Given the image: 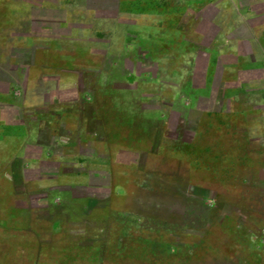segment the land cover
I'll use <instances>...</instances> for the list:
<instances>
[{
	"label": "crops",
	"instance_id": "obj_1",
	"mask_svg": "<svg viewBox=\"0 0 264 264\" xmlns=\"http://www.w3.org/2000/svg\"><path fill=\"white\" fill-rule=\"evenodd\" d=\"M158 60L186 71L191 94L179 97L181 123L192 129L180 132L193 138L206 116L201 97L214 86V106H264V0H0V138L10 169L5 191L13 189L0 219L10 236L0 264H109V241L77 231L113 208L112 199L131 196L138 180L185 184L188 170L162 168L175 158L167 113L141 106L151 102L142 86H162L141 79ZM190 68L204 70L203 84ZM226 70L237 82L215 84ZM243 89L259 95L246 99ZM125 91L138 92L134 107L152 120L140 111L134 118ZM261 121L264 132V112ZM80 214L86 223L78 230L72 219Z\"/></svg>",
	"mask_w": 264,
	"mask_h": 264
},
{
	"label": "rangeland",
	"instance_id": "obj_2",
	"mask_svg": "<svg viewBox=\"0 0 264 264\" xmlns=\"http://www.w3.org/2000/svg\"><path fill=\"white\" fill-rule=\"evenodd\" d=\"M157 51H161L159 44ZM181 56L178 61L183 60ZM180 63L175 62L179 67ZM168 65L169 62L158 60L148 74L142 73V80L156 78L162 86H142L151 94V102L141 106L150 104L157 112L167 113L170 131L167 136L171 139L168 143L175 158L162 168L175 174L180 168L188 170L185 184L175 181L166 184L154 176L138 180L131 196L119 202L112 199L113 208L101 212L98 218L92 216V226L77 232L109 241L103 246L108 249L109 264H264V132L256 129L262 122L264 106L260 101L251 104L242 101L236 107L226 101L214 106V86L205 93L206 97H201L199 106L206 109V116L198 136L193 138L194 133L189 130L180 132L181 125L192 129L190 124L181 123L186 113L179 97L191 94L185 88L186 71H171ZM188 72L196 75L197 84L204 83V70L190 68ZM218 73L215 84L218 79L237 82L227 70ZM120 74L117 76L121 77ZM175 83L181 86L173 89ZM170 88L173 97L164 96ZM243 91L246 99L259 95H253L255 92L251 90ZM124 93L129 95L126 109L134 118L140 111L142 120L146 123L152 120V114L150 118L148 112L137 109L136 104L134 107L138 92ZM142 93L146 92L142 89ZM219 109L225 112L216 114ZM3 121L0 116L1 137L5 133ZM157 130L164 131L158 127ZM3 142L0 138V219L6 215L9 191L13 193V189L5 191L9 188L6 181L10 169L6 166ZM186 142L189 148L184 147ZM181 158L187 162L180 167ZM74 219L75 229H82L83 214ZM10 232L16 231L10 229ZM8 237L9 231L0 229V254L6 252L4 239Z\"/></svg>",
	"mask_w": 264,
	"mask_h": 264
}]
</instances>
